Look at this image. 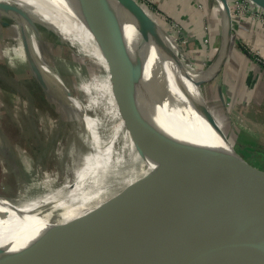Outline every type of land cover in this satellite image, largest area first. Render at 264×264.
<instances>
[{
	"label": "rangeland",
	"instance_id": "obj_1",
	"mask_svg": "<svg viewBox=\"0 0 264 264\" xmlns=\"http://www.w3.org/2000/svg\"><path fill=\"white\" fill-rule=\"evenodd\" d=\"M136 1L160 24L173 49L196 69L206 67L221 40L217 47L209 48L207 60L197 64L193 56L199 53L198 45L186 38L177 20L166 17L157 0ZM240 1L259 9L251 0ZM226 2L232 21L231 36L226 22L227 49L241 45L247 56V50L252 51L261 60L257 65L264 64V56L253 50L250 40L240 38L239 9L232 0ZM213 4L222 19L223 9L217 0ZM11 12L13 15L0 7V198L53 235L73 241L65 237L66 233L91 246L104 241L113 247L129 226L149 227L170 221L175 215L170 217L173 205L163 196L162 181L173 147L166 137L158 144L157 148L162 147L159 150L149 149L148 142L143 144L144 135L153 138L154 128L148 119L147 128H143L131 117L133 106L136 117L138 101L125 84L114 41L113 45L106 43V37L102 36L103 40L94 34L88 24L95 29L100 24L91 22L90 14L92 20L85 17L87 25L52 21L64 25L62 31ZM14 15L23 20L22 40L20 19ZM252 16L264 26V11L256 10L248 17ZM21 47L23 57L16 50ZM33 75L44 85V94L37 90ZM204 83L200 87L212 112L207 94L211 82ZM217 123L234 149L252 154V158L246 157L248 162L264 170L260 160H264V149L246 143L235 147L241 140L250 139L244 134L236 139L230 129H224L219 120ZM250 138L262 142L259 137ZM145 147L153 154H146ZM153 180L158 186H152ZM151 187L160 194L154 196ZM203 204L207 216L196 211L179 216L185 221L184 230L197 238L222 230L241 243L248 264H264L263 208H253L241 198H229L222 188L218 200L206 198Z\"/></svg>",
	"mask_w": 264,
	"mask_h": 264
},
{
	"label": "bare ground",
	"instance_id": "obj_2",
	"mask_svg": "<svg viewBox=\"0 0 264 264\" xmlns=\"http://www.w3.org/2000/svg\"><path fill=\"white\" fill-rule=\"evenodd\" d=\"M99 1L104 6H98L97 9L100 8L110 20L121 24L118 17V14L121 15L122 13L120 7L110 0ZM81 2V0H0V5L18 7L36 20L44 21L51 24L50 26L63 31L64 25H58L55 23L56 20L87 25L85 17H89L88 12L82 13L77 8V5ZM217 2L219 3L218 6L224 11L221 43L216 48L213 59L204 69H196L187 62L178 50L173 49L170 42L166 47L164 37L168 38V36L158 28H143L136 33L137 38L134 37L137 41V49L144 57L142 70L144 79L150 87L147 91L148 96L163 108L183 115L182 118L186 119L184 120L186 125H189L186 127L185 124L182 125L177 121L154 116L132 92L138 101V111L135 119L142 123L145 128H147L145 121L148 119L154 128L155 133L152 136L153 138L148 140V148L150 144L153 147L160 145L164 137L171 141L170 144L173 147L172 157L169 164L166 165V179L162 181L165 188L163 196L173 202L170 217L173 213V216L175 213L177 214L178 209L186 204V200L190 201L192 197L201 196L211 188L220 185L230 192L229 196L231 198L235 197L236 194L239 196L245 195L244 197L248 199L247 205L254 204L264 208V193L248 183L249 176L256 175L255 170L248 168L243 161L233 154L230 145L222 135L220 127L214 124L217 119L212 117L213 115L209 113L206 107L202 87L192 84L194 80L210 78L222 66L227 56V34L230 35V33L226 26L228 24L229 28L230 17L226 13L223 0H217ZM5 10L13 15L11 9ZM15 17L20 19L19 38L22 40L24 36L23 20L18 15ZM88 19L92 20L91 17ZM96 21L102 26L103 30L95 29L89 24L88 27H91L96 34L106 37L105 41L113 45L112 30L110 31L109 28L111 23L103 22L100 17L95 19L94 22ZM133 24L134 22L126 27H130L129 31L136 32L135 24ZM124 29L126 28L124 27ZM16 50L23 57L22 47ZM108 90L110 91V87H108ZM145 152H147L146 154H153L146 147ZM244 166L249 170L250 175L241 170ZM151 184L152 186H158L159 183H155L153 180ZM150 190L154 193V196L160 194L154 187H151ZM124 207L127 208V206ZM0 215L8 222L28 227L39 234L46 236L52 234L31 221L25 214L2 198H0ZM178 217V215H175L167 223L158 222L149 227H139L137 225L128 227L116 238V245L112 247L103 241L101 243L103 246L100 245L99 247L118 253H134L142 258L168 260L181 264L248 263L240 249V245L232 241L229 236L214 230V234L210 237L201 240L192 239L179 223ZM111 243L113 244L112 241ZM0 250L25 260L29 264H47L2 236H0Z\"/></svg>",
	"mask_w": 264,
	"mask_h": 264
},
{
	"label": "water",
	"instance_id": "obj_3",
	"mask_svg": "<svg viewBox=\"0 0 264 264\" xmlns=\"http://www.w3.org/2000/svg\"><path fill=\"white\" fill-rule=\"evenodd\" d=\"M81 1H82L81 4L77 5V8L82 13L85 11L88 12V14H90L93 17V20L91 22L95 21V19L100 17L103 22L106 21V22L111 23L109 28H110V31L112 30L111 31L112 38L115 44L114 54H115L116 60L118 61L120 69L122 71V75L124 76V81H125L127 88L131 89V91L141 100V102L146 107V109H148V111L154 116H158L160 118H168V119L177 121L182 125L185 124L184 126L186 127L189 126V125H186V122L184 121L186 119L182 118L183 115H180L178 113H175L174 111L165 109L162 106L158 105L151 97L148 96V93H147L150 87L143 76L142 68L144 67L143 66L144 57L143 55H140L139 49H137L138 45L136 41V38H137L136 33L139 30H142L143 28H148V29L158 28L165 35H167L166 32L163 30V28L160 26V24L155 19H153L152 16L146 10L142 9L138 5L136 0H110L116 3L122 10L121 15L118 14L121 24L110 20L100 10V8L97 9L98 6H104V4H102L99 0H81ZM251 1L254 2L256 5L264 8V0H251ZM223 4L226 9V13L228 14L226 0H223ZM0 7L5 8V9L14 10L25 17L31 18V16H29L27 13H25L18 7H15L12 5L10 6L0 5ZM132 21L135 24L133 25L135 27L136 32H134L133 30L131 32L128 30L130 27L128 28L126 27L127 25H131V23H133ZM36 22L42 23L44 25H51L44 21L37 20ZM229 22H230L229 23L230 25H229L228 30L231 36V33H232L231 17H230ZM97 23L98 21L94 22V24H97ZM124 27L127 29V31L126 29H124ZM98 29L103 30V28L100 26H98ZM94 34L104 40V37L96 33ZM221 36H222V31H221ZM168 40L169 38H166L165 36L164 45L166 47H167V44L169 43ZM229 47L227 49V54H228ZM217 72H215V74ZM215 74H213L208 79L194 80L192 81V84L200 87L201 84H203L204 82H208L209 80H211L215 76ZM134 111L135 109L133 106V108H131V117L134 119V122L135 123L137 122L138 124V121L134 117ZM208 111L211 115H213L212 112L209 110V108H208ZM212 117H214V115ZM134 122L133 124H135ZM214 124H216V126L217 125L219 126L216 120ZM135 127H136V124H135ZM141 127L145 128L144 126H141ZM222 135L224 136L225 140L230 145L233 151V154H235L241 161H243L248 168L255 170L256 175L254 176V175H250L249 170L245 166L241 168V170L244 173H246L247 175L248 174L250 175L249 176L250 180L248 183L258 188V190L264 193V171L253 166L251 163H249L241 154H239L234 149L233 145L231 144V142H229V140L227 139V137L225 136L223 132H222ZM149 139H150L149 137L144 135L143 144L145 145V143L148 142ZM160 148L162 147H159V148L153 147L151 144L149 147V149H154V150L156 149L159 150ZM168 153H166L167 156H168ZM221 188H222L221 185L215 186L211 188L209 191H206V193H204L201 196L192 197L194 199L191 198L190 201L186 200V204L183 205L182 208H179L177 211V214L175 213V215L183 216L184 214H188L189 212L196 211V213H198L199 215L205 214V216H207L208 213L203 212L204 211L203 203L206 198H212L213 200H218L221 194ZM222 189H224L225 192L229 196L230 192L226 190L225 188H222ZM244 196H239L236 194V196L233 197V199L241 198L244 200V203H248V199ZM229 198L231 197L229 196ZM168 200L173 205V202L170 199ZM189 203L190 205H188ZM251 206L259 210H261L260 208H262L261 206H256L254 204H251ZM177 219L179 220V223L182 226L184 227L186 226L185 221L183 219H180V217H178ZM58 232L64 233L63 231H58ZM216 232H220V233H223L224 235L229 236L234 242L240 245V249L243 252L242 245L236 238H233L229 233L223 232L222 230H218ZM187 234L190 235L192 239H195V240L202 239V238L194 237L190 233H187ZM213 234L214 233H212V235ZM50 235L46 236L44 234H39L38 232L33 231L32 229L28 227H24V226L15 224V223L8 222L3 216L0 215V236L8 239L13 244L20 246L21 248L26 250L28 254L45 261L47 264H181L179 262H173V261H168V260H158L154 258H142L138 255H135L134 253H118L113 250L104 249L103 247L86 245L84 243H81L75 240L73 237L67 235L66 233H65V237L71 238L73 241H69L65 238L61 239L57 235L56 236L53 234H50ZM71 243H76L77 246H74L75 244H71ZM243 255H244V252H243ZM0 264H29V263L25 260H22L18 257H14L0 250Z\"/></svg>",
	"mask_w": 264,
	"mask_h": 264
},
{
	"label": "crops",
	"instance_id": "obj_4",
	"mask_svg": "<svg viewBox=\"0 0 264 264\" xmlns=\"http://www.w3.org/2000/svg\"><path fill=\"white\" fill-rule=\"evenodd\" d=\"M157 4L162 5L166 17L177 20L186 38L198 45L199 53H194V61L198 64L202 59L207 60L209 48L217 47L222 37V19L213 0H157ZM254 20L246 17L239 22L240 38L249 39L257 53L264 56V26ZM208 82L211 83L207 94L214 117L224 129H230L229 133L232 131L236 139L241 134L250 139L241 140L235 147L246 143L264 149V64L253 63L241 45L233 44L221 68ZM252 136L262 142L255 143ZM238 152L246 160L253 157ZM260 160L264 161L263 157Z\"/></svg>",
	"mask_w": 264,
	"mask_h": 264
},
{
	"label": "built area",
	"instance_id": "obj_5",
	"mask_svg": "<svg viewBox=\"0 0 264 264\" xmlns=\"http://www.w3.org/2000/svg\"><path fill=\"white\" fill-rule=\"evenodd\" d=\"M233 1V3H235V5H234V7L236 6L238 9H239V11H238V13H237V15H236V17H237V21H239V22H241L242 20H244L246 17H248L249 15H250V13L252 12L253 14H254V12L257 10V12L258 13H261L262 11H264V8H262V7H258V5L256 6L257 8H259V9H253V8H251L250 7V5H249V2L248 1H240V0H232ZM240 4H242L244 7H242V8H240L239 6H240ZM262 10V11H261ZM256 15H258V14H256ZM250 18H253V19H255V21H258L259 20V18L258 17H256V16H252V17H250ZM253 50L257 53V51L253 48ZM247 53H249L250 54V59L251 60H253V61H255V63H258V62H260L261 60L258 58V57H256V55L251 51V52H249L248 50H247Z\"/></svg>",
	"mask_w": 264,
	"mask_h": 264
},
{
	"label": "trees",
	"instance_id": "obj_6",
	"mask_svg": "<svg viewBox=\"0 0 264 264\" xmlns=\"http://www.w3.org/2000/svg\"><path fill=\"white\" fill-rule=\"evenodd\" d=\"M42 27V26H41ZM43 28V27H42ZM35 78H32L33 79V82H36L37 84V90L41 93V94H44L45 91H44V85L39 81L37 75H33ZM25 79H28V78H25Z\"/></svg>",
	"mask_w": 264,
	"mask_h": 264
}]
</instances>
